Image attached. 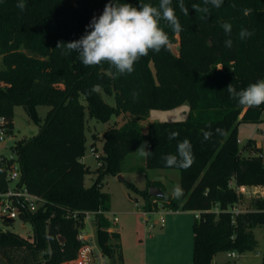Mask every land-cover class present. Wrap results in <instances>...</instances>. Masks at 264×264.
Segmentation results:
<instances>
[{"label":"trees","instance_id":"trees-1","mask_svg":"<svg viewBox=\"0 0 264 264\" xmlns=\"http://www.w3.org/2000/svg\"><path fill=\"white\" fill-rule=\"evenodd\" d=\"M110 0H0V116L10 121L14 132V108L22 106L30 120L40 127L28 141H15L22 166V180L29 191L43 198L36 213L22 214V221L33 225L34 240L0 229V264H63L74 260L81 247L78 239L88 211H110L109 194L102 189L106 174L119 175L131 154L147 142V169H176L180 172L183 196L173 198L159 188L163 199L151 196L145 210L199 212L193 225V264H213L216 255L254 251L258 240L253 229L264 226V198H255L242 213L233 216L232 207L240 205L244 195L237 187L264 188V161L260 150L250 141L239 143L242 124L262 122L264 104L244 107L233 99L227 87L237 91L264 79V0H223L220 8L208 4L204 15L194 6L204 0H180L172 7L182 26L174 33L166 23L160 26L169 35L171 49L147 56L134 63L131 74H119L107 61L85 66L78 52L56 48L58 42L81 39L92 29V18L102 15ZM139 7L159 0H120ZM251 9L245 15L244 10ZM230 23V37L221 27ZM241 29L253 33L239 38ZM232 47H225V40ZM173 46H177V52ZM99 85L98 91L93 86ZM114 96L115 106L104 99ZM185 102L190 117L178 122L143 121L153 110H168ZM49 111L44 118L38 108ZM115 117L129 116L120 128L104 133V152L98 178L87 187L90 171L83 161L87 117L108 123ZM43 122V123H42ZM211 125V129L206 126ZM223 129V135L215 129ZM205 130L213 131L210 140ZM171 131L179 136L169 140ZM189 139L195 163L187 170L164 166L162 157L175 154L177 144ZM245 151L247 154H244ZM12 161H0V187L7 188L6 172ZM161 205V207H160ZM218 207V211L215 209ZM78 214L77 217L74 215ZM97 239L112 264H124L121 236L110 221L98 216ZM12 225L11 221H2ZM261 264H264V256Z\"/></svg>","mask_w":264,"mask_h":264},{"label":"rangeland","instance_id":"rangeland-1","mask_svg":"<svg viewBox=\"0 0 264 264\" xmlns=\"http://www.w3.org/2000/svg\"><path fill=\"white\" fill-rule=\"evenodd\" d=\"M173 49L177 52L178 47L173 46ZM3 68V60L2 57H0V70ZM104 99L110 105L115 106L114 96L104 95ZM38 110L44 121L49 108L40 106ZM190 111V103L185 102L173 109L153 110L143 121H140V123L144 130H146L150 122L185 121L190 117ZM129 120V116H121L118 118L113 116V119L108 123H102L96 119L87 117L85 155L83 157L84 163L90 170L86 175L85 184L87 187H91L98 178V167L105 165L103 160L96 157V154L102 155L104 152V133L111 128H120ZM13 122L14 133L12 138L7 140L2 150L7 158H14L17 160L18 155L11 150L15 141H28L39 134L40 127L30 120L22 106L14 108ZM246 125V127L241 129L239 127V134L242 133V135H245L246 141H249V136L252 137L254 129L259 126H257V123H248ZM263 127L264 126L261 128ZM256 139H258V137ZM247 152L244 154H247ZM144 166L145 157L136 152L129 156L125 164V169L121 174H106L102 178V189L108 193L110 197V211L107 213L106 218L110 221L112 230H120L122 232L123 243L126 247L128 257H135L134 259H138L141 255L144 257L145 247H147V256L149 260L154 256V252L158 253L156 256H158L161 261L172 253L177 261L185 259L187 255L188 257H192L194 244L192 224L197 221L196 212L185 211V214H182L186 217H178L175 219V216L178 215H174L170 216L169 220L166 215H164L166 212H169L165 208H161L159 212L149 213L147 218L142 214V211L151 199L148 193L152 185L156 181H162L161 190L172 195L173 189L177 185L181 186L180 172L176 169H147ZM158 198L160 200L163 199L162 197ZM255 198L264 197H255L252 193L246 195L245 199L240 202L241 209L250 206L252 200ZM161 216L164 217L163 220H160ZM115 217H118V222L114 221ZM157 220H160L158 223L159 225L155 224ZM168 222H171V225L175 227V231L173 229L174 232H171L167 239L163 237L160 239L158 235L157 240L150 241L149 236L157 234V230H164L166 226H169ZM96 223L97 221L95 220L92 226H88L87 230L89 233L96 234ZM161 224L165 227H161ZM0 229L15 233L26 239L34 240L33 225L21 219H16L12 225L1 222ZM253 231L258 240V246L254 251L242 255L236 252V257L221 253L215 256L213 264H261L264 256V226H258L254 228ZM138 244H141L143 247H139ZM162 263L168 264L166 260Z\"/></svg>","mask_w":264,"mask_h":264},{"label":"clouds","instance_id":"clouds-1","mask_svg":"<svg viewBox=\"0 0 264 264\" xmlns=\"http://www.w3.org/2000/svg\"><path fill=\"white\" fill-rule=\"evenodd\" d=\"M223 0H204V7L194 6L195 10L204 14L201 19H206L209 13L208 4L215 8H220ZM17 8L20 11L25 10L24 0H18ZM179 7L181 11L187 14L183 0H180ZM245 15L251 12V9L244 10ZM161 21L165 22L167 27L174 33H180L183 29L172 7V0H159L158 7L151 3L140 4L139 7L132 6L129 3H121L120 0H110L105 5L104 11L99 18L95 16L87 28L92 29L81 39L63 43L58 42L56 48L65 49L63 54H69L73 51L79 53V58L85 66L99 65L107 61L121 75L131 74L134 71V63L139 58L147 56L149 50L159 52L162 48L171 49L172 43L169 35L160 26ZM226 35L230 37L232 25L222 23ZM253 33L247 29H241L239 38L245 40ZM232 40H225V47H232ZM99 85L93 86V91L99 90ZM230 96L236 99L238 104L244 107H258L264 104V79L250 84L246 89L237 91L230 84L227 87ZM211 129V125L206 126ZM216 134L223 135V129L216 128ZM179 136L177 131H171L168 139L174 140ZM213 131L205 130L203 139L210 140ZM147 142L141 144L137 152L143 157H151L153 152L147 151ZM195 155L192 151V144L185 138L180 141L176 147L175 154H166L162 157L165 167L189 169L195 163ZM173 198L179 199L183 196V189L177 185L172 192Z\"/></svg>","mask_w":264,"mask_h":264},{"label":"built area","instance_id":"built-area-1","mask_svg":"<svg viewBox=\"0 0 264 264\" xmlns=\"http://www.w3.org/2000/svg\"><path fill=\"white\" fill-rule=\"evenodd\" d=\"M14 132L11 131L10 121L5 116H0V161L9 162L12 161L6 172L7 188L3 190L0 187V223L2 221L14 222L16 219L22 220V214L36 213L44 204V200L41 196L33 194L29 191L27 186L22 180V166L19 160V155L16 149L11 147V150L18 155V159L7 158L2 148L5 146L7 140L12 138ZM241 141L239 140V143ZM96 157L100 159L101 155L96 154ZM237 191L243 193L242 187H237ZM259 192H255V195H259ZM218 211V207L215 209ZM244 210L240 205L232 207L233 216L239 215ZM108 212L88 211L84 214L85 226L80 230L78 239L81 242V247L78 251V255L74 260L65 262L64 264H112L111 259L105 254L101 248L97 239V226L96 234L89 233L87 228L92 226V223L98 216H104L106 218ZM142 214L147 218L149 212L145 209ZM78 214L74 216L77 217ZM196 217H200V213L196 212ZM115 222H118V217L114 218ZM228 255L236 257V252H230Z\"/></svg>","mask_w":264,"mask_h":264},{"label":"crops","instance_id":"crops-1","mask_svg":"<svg viewBox=\"0 0 264 264\" xmlns=\"http://www.w3.org/2000/svg\"><path fill=\"white\" fill-rule=\"evenodd\" d=\"M261 123V124H260ZM260 123H257V128L254 129V133L252 135V137L249 136V141H246V137L245 135H242L239 134V140L241 141L240 144L241 146H246L250 141L252 142V145L255 146L258 150H260L261 154H262V157L264 159V127L261 128L262 126H264V112L262 114V122ZM247 125L246 124H242L240 126V129L241 128H244L246 127ZM258 137V139H256ZM246 152V151H245ZM156 182H161L162 181H156ZM242 187V191H243V195H244V198L242 200L245 199L246 195L248 194H253L255 197L259 196V197H264V188L263 187H249V186H241ZM259 192L260 194L259 195H255V192ZM261 195V196H260ZM161 208H159L158 210H154L152 211L151 213L153 212H159ZM166 209V208H165ZM169 212H166V217L167 219L169 220L170 216H174V215H178V216H175L177 219L178 217H184L185 215V211H172V210H169L167 209ZM171 211V212H170ZM163 213V212H162ZM169 213H172V214H169ZM183 213V214H182ZM196 214V213H195ZM186 217V216H185ZM163 216L160 217V220H163ZM159 220V221H160ZM159 221L157 220L155 222V224L159 225ZM176 221V220H175ZM192 223V222H191ZM169 226H166V228H164V230H157L155 235H150L149 238H150V241H155L157 240L158 238V235L160 236V239L163 237L165 239H167L168 235L171 233V232H174L175 231V227L173 225H171V222L169 223ZM193 225L194 223L192 224V231H193ZM161 227H165L164 225L161 224ZM174 229V231H173ZM114 231H117L120 233V236H121V241H120V244H121V248H122V252H123V255H124V264H163L162 262H164V260H166V262L168 264H193V254H192V257L187 255V257L185 259H180L179 261H177V259H175L174 257V254L172 253L170 256H167V258H163V260L161 261V259L156 256L158 253L154 252V256H152V258L149 260L148 259V256H147V247H145V254H144V257L141 255L138 259H134L135 257H128L127 256V250H126V247L124 246V243H123V234L120 230H114ZM151 231H152V227H151ZM147 245V243H146ZM183 245V244H182ZM139 247H143L141 244H138ZM168 253H171V252H168Z\"/></svg>","mask_w":264,"mask_h":264},{"label":"water","instance_id":"water-1","mask_svg":"<svg viewBox=\"0 0 264 264\" xmlns=\"http://www.w3.org/2000/svg\"><path fill=\"white\" fill-rule=\"evenodd\" d=\"M149 193L151 196H154V197H163L164 196V193L157 187H152ZM0 227H1V223H0Z\"/></svg>","mask_w":264,"mask_h":264}]
</instances>
